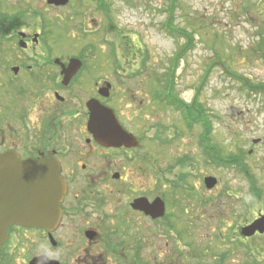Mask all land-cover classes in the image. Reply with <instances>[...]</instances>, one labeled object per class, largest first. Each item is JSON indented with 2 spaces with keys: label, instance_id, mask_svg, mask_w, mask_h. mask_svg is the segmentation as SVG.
<instances>
[{
  "label": "rangeland",
  "instance_id": "374dc122",
  "mask_svg": "<svg viewBox=\"0 0 264 264\" xmlns=\"http://www.w3.org/2000/svg\"><path fill=\"white\" fill-rule=\"evenodd\" d=\"M103 2V13L108 16L96 9L99 0H68L57 14L49 10L47 0H0V53L93 52L108 68L120 69V117L139 139V145L128 152L120 150V182H128L127 189L135 187L134 195L161 196L169 218L175 220L170 231L145 220L147 233L140 234L145 242L134 237L144 244L140 258L147 262L154 247L155 253H160L173 250L175 244L181 253L213 251L221 240L229 239L225 233L230 214L222 210L221 203L222 218L205 211L204 226L189 234L181 214L184 195L180 177L187 175L194 186L202 175L211 173L219 179L221 189L227 186L233 190L245 180L237 168H249L256 180H264V141L253 146L252 154L247 152L251 137L264 140V93L245 86L246 81L264 84V0ZM10 15L15 17L11 21ZM18 30L30 34L42 31L35 48L21 50ZM166 81L171 82L178 99L186 104L195 100L205 112L216 116L208 132L212 141L207 144L217 148L218 164L212 165L202 154L204 147L199 146L203 123L191 122L186 128L184 111L155 97L165 88L158 85ZM242 152V158L232 157ZM129 196L122 190L123 201ZM118 207L113 202L112 209ZM112 209L110 205L100 208L106 213ZM181 229L186 233L181 231L179 236ZM32 234L26 235L34 238ZM186 240L187 249L182 246ZM23 249L20 237L11 245V264H22ZM196 259L189 257L190 262Z\"/></svg>",
  "mask_w": 264,
  "mask_h": 264
},
{
  "label": "flooded vegetation",
  "instance_id": "af4514ba",
  "mask_svg": "<svg viewBox=\"0 0 264 264\" xmlns=\"http://www.w3.org/2000/svg\"><path fill=\"white\" fill-rule=\"evenodd\" d=\"M60 7L48 6L54 14L60 11ZM104 8L106 6L102 4L96 7L108 16L107 12L103 13ZM10 16V21L15 18ZM36 34L40 32L30 34L18 30L17 45L21 50L35 48L39 41ZM20 41L24 46L19 45ZM71 60L79 62L67 73ZM246 82L250 91L264 93V84ZM91 100L110 107L118 122L123 124L120 117V69L108 68L97 53H0V155L10 154L20 159L54 158L66 185L56 228L48 231L40 227L10 226L0 247V264H11V245L20 237L24 246L22 264H264V180H256L249 168H237L245 180L233 190L227 186L221 189L219 179L211 173L202 175L201 182L194 186L188 183L187 175L180 177V190L184 195L180 202L181 214L189 225L188 233H194L197 226H204L202 213L205 211L215 212L222 218L220 204L223 203L222 210L230 214L229 230L225 233L229 239L221 240L213 251L186 250L181 253L177 250L179 245L175 244L173 250L155 253L154 247L148 261L144 262L140 258L144 244L134 237L143 238L142 242H145L144 236L140 235L147 233L145 220L170 231L175 225L174 216L169 218L165 202L163 215L158 217L132 205L138 199L152 203L156 198H162L159 195L148 197L143 192L134 195L137 192L135 187L127 189L128 182H120V150L128 152L129 149L104 145L95 138L88 127V102ZM193 106L194 102H190L184 108L188 110ZM195 110L204 125L198 140L199 146L204 147L202 154L216 165L218 150L207 144L212 141L208 132L216 116L205 112L200 105ZM187 118L186 128L196 121V115L188 113ZM236 119L234 127L237 126ZM243 122L247 126V122ZM250 141L252 146L247 152L252 154L253 146L264 140L256 136ZM243 153H234L232 157L242 158ZM206 177L216 180L207 183ZM122 190L131 194L127 201L120 197ZM113 202L119 204L117 209H112ZM104 205H110L114 211L102 212L100 208ZM181 231L182 235L186 233L181 229L179 236ZM29 233H35L32 234L34 238L26 235ZM182 246L190 247L187 240ZM207 254L210 259L206 258ZM190 255L197 259L190 262Z\"/></svg>",
  "mask_w": 264,
  "mask_h": 264
},
{
  "label": "water",
  "instance_id": "95a60500",
  "mask_svg": "<svg viewBox=\"0 0 264 264\" xmlns=\"http://www.w3.org/2000/svg\"><path fill=\"white\" fill-rule=\"evenodd\" d=\"M67 1L47 0V3L65 5ZM77 63V60H71L67 73L75 69ZM88 108V127L100 143L125 147L138 145L136 137L123 129L110 108L97 100L89 101ZM205 181L211 183L215 179L206 177ZM64 193L65 183L54 158L36 160L0 155V246L7 237L8 226H33L48 231L55 229L59 223L60 202ZM132 205L152 217L161 216L164 212L160 198L152 203L138 199Z\"/></svg>",
  "mask_w": 264,
  "mask_h": 264
},
{
  "label": "trees",
  "instance_id": "16d2710c",
  "mask_svg": "<svg viewBox=\"0 0 264 264\" xmlns=\"http://www.w3.org/2000/svg\"><path fill=\"white\" fill-rule=\"evenodd\" d=\"M181 34H185V32L183 31H179ZM188 38L190 39L191 38V35H188ZM178 58L177 57V60L175 61V63L173 64L174 67L173 68V71L177 65V61H178ZM168 81L165 82V91L164 92H161V93H157V97L159 98L158 100H160L161 102H165L166 104L168 105H171V106H174L175 108H178V109H181L182 111H184V115L186 116L188 110H186L184 108V103L181 99L179 100L175 95H173L172 93V85L170 86L169 83H167ZM169 91V92H168ZM198 91V90H197ZM195 101V100H194ZM199 104L195 101L194 102V106L193 107H189V111L191 112L192 110H194L193 112H191L192 114L194 115H197V112L195 111V107H197ZM192 108V109H191ZM189 112V113H190ZM222 159H223V156H221ZM224 162V160H223ZM225 163V162H224Z\"/></svg>",
  "mask_w": 264,
  "mask_h": 264
}]
</instances>
